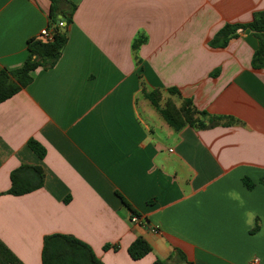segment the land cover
Segmentation results:
<instances>
[{
	"label": "crops",
	"instance_id": "crops-1",
	"mask_svg": "<svg viewBox=\"0 0 264 264\" xmlns=\"http://www.w3.org/2000/svg\"><path fill=\"white\" fill-rule=\"evenodd\" d=\"M68 1L76 10L60 58L0 103V241L22 264H42L52 234L84 242L101 264H264V68L252 67L248 29L210 46L264 0ZM50 8L0 0V70L21 67L28 41L53 33ZM144 90L159 91L161 105L188 99L220 124L175 131ZM20 165L41 167L43 186L12 196ZM137 238L151 251L133 260Z\"/></svg>",
	"mask_w": 264,
	"mask_h": 264
},
{
	"label": "trees",
	"instance_id": "trees-1",
	"mask_svg": "<svg viewBox=\"0 0 264 264\" xmlns=\"http://www.w3.org/2000/svg\"><path fill=\"white\" fill-rule=\"evenodd\" d=\"M49 27L52 29V40L43 41L40 37L28 41V56L21 67L15 70H0V103L8 100L32 82L31 73L38 68L49 69L60 58L67 43L66 28L73 20L76 6L68 0H50ZM64 23L65 31L57 24V17ZM248 29L257 40V49L252 56L254 69L264 68V10L253 13L252 20L248 24H226L210 41V46L223 48L231 38H234L239 30ZM169 95L179 97L175 88L166 91ZM143 96L156 109L164 121L175 131L186 125L197 128H209L220 124L221 119L209 117L208 114L197 110L188 99H181V105L177 107L171 99L161 105V93L159 91L147 92ZM208 118V124L203 120ZM29 148L39 157L43 158L44 149L34 140L28 142ZM44 171L39 166L20 165L10 173V188L7 194L23 196L42 188ZM248 188L252 184L244 180ZM123 204L129 208L128 203L121 198ZM138 216L136 213H132ZM151 251L150 245L143 239H135L128 248V254L133 260L143 258ZM42 264H101L93 254L91 248L84 242L62 234L48 235L43 240L41 250ZM0 264H22L16 256L0 241ZM155 264H164L156 261Z\"/></svg>",
	"mask_w": 264,
	"mask_h": 264
},
{
	"label": "clouds",
	"instance_id": "clouds-1",
	"mask_svg": "<svg viewBox=\"0 0 264 264\" xmlns=\"http://www.w3.org/2000/svg\"><path fill=\"white\" fill-rule=\"evenodd\" d=\"M226 196L229 200L234 201L237 206L243 208L245 206V200L243 196L240 194L239 191L235 189H231L226 193ZM257 215L255 211H248L245 213V223L246 224H251L253 218Z\"/></svg>",
	"mask_w": 264,
	"mask_h": 264
},
{
	"label": "built area",
	"instance_id": "built-area-1",
	"mask_svg": "<svg viewBox=\"0 0 264 264\" xmlns=\"http://www.w3.org/2000/svg\"><path fill=\"white\" fill-rule=\"evenodd\" d=\"M58 25H59V26H63L62 23H59ZM39 37H40L43 41H51V40H52V33H50V32H49L48 30H46V29H43V30L40 31V33H39ZM130 221H131L132 223H138L139 218H138V216L132 215V216L130 217ZM152 231H153L154 233H156V232H157V229H153ZM258 263H259V260H258V259H255V260H253V262H252L251 264H258Z\"/></svg>",
	"mask_w": 264,
	"mask_h": 264
},
{
	"label": "water",
	"instance_id": "water-1",
	"mask_svg": "<svg viewBox=\"0 0 264 264\" xmlns=\"http://www.w3.org/2000/svg\"><path fill=\"white\" fill-rule=\"evenodd\" d=\"M56 22H57V24H59V23H60V16H58V19H57V21H56ZM61 30H62V31H65V28H64V27H62V28H61Z\"/></svg>",
	"mask_w": 264,
	"mask_h": 264
}]
</instances>
